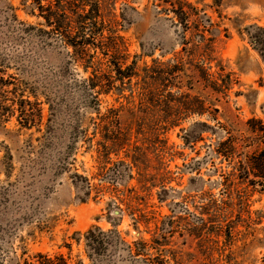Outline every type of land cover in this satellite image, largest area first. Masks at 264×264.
Masks as SVG:
<instances>
[{"label":"rangeland","instance_id":"374dc122","mask_svg":"<svg viewBox=\"0 0 264 264\" xmlns=\"http://www.w3.org/2000/svg\"><path fill=\"white\" fill-rule=\"evenodd\" d=\"M58 3L65 20L49 26ZM95 3L124 20L113 58L137 76L108 93L88 79L107 68L109 35L87 72L63 35ZM172 68L153 89L151 72ZM0 78V264H264V0H0ZM181 96L210 119L180 111L165 134L174 110L159 106ZM199 122L214 132L184 144ZM226 140L229 158L215 156ZM93 228L118 234L98 256ZM151 240L161 256L135 253Z\"/></svg>","mask_w":264,"mask_h":264},{"label":"trees","instance_id":"16d2710c","mask_svg":"<svg viewBox=\"0 0 264 264\" xmlns=\"http://www.w3.org/2000/svg\"><path fill=\"white\" fill-rule=\"evenodd\" d=\"M57 5L58 6L53 5V6L47 7V10H46L47 16L44 17L43 19L46 21V23L49 26L50 24H56L58 26L63 25V22L65 20L64 19L66 17L65 11L59 10L61 9L59 6L60 3H58ZM94 5L95 7L90 6V9L87 12L84 10V5H81L82 11L80 14H77V13L71 14V17L73 18H71L72 21H68V25L74 27L75 29L72 30V33H70L69 31L68 33H66V31H64L65 34L63 33V35H65V42L74 51L77 61L80 63H83L81 67L83 68L84 72H87V69L89 68L88 66L89 64L85 63V61H86L87 51H89L91 46L93 47L95 46L94 44L95 42L93 41L95 36L101 37L104 35H109L106 38H104L105 41L111 40V43L119 42V41L122 42L121 38L117 37L116 34H118L117 27L123 28L124 20L121 19V21L118 22L116 21L117 19L114 20L115 18H113V20H111L110 18L103 19V17L99 16L100 9L97 7V5L99 4L95 3ZM96 14H98L99 16L98 18L101 19L99 23L95 21L96 19L93 16V15L96 16ZM87 23H90V24L92 23L93 26L95 27V30L94 28L93 29H85V27L83 28V26H85ZM79 27H81L82 29H79ZM79 31H82V33L85 35V38L77 37ZM86 32H88V34H85ZM114 49L116 48H114V43H113V46L110 48L109 53L107 54V52H105L102 54L103 57L108 59L107 68H106V65L104 66L105 70H102L99 67L101 71H109V74H106V73L100 74L99 73L100 70H98V75H96L94 72L88 79V82L90 83L88 87L90 90L95 91L96 89H98V91L101 93L102 92L108 93V91L114 90L113 87L115 83H119L120 85L123 86L125 84L124 83L125 81L129 83L132 78L137 77L136 74L134 73L132 66L124 67L123 63L118 62L113 58L116 54L115 52L113 54ZM160 67H164V65L162 64ZM175 68H172L169 72H165V73L162 71V69L155 70V71L153 70L151 72L152 77L148 78L149 80L152 81L151 85L153 86V89L159 88L160 90H164V88H166V85L164 83H167V81H169V80L166 81L165 75L168 74L169 76H171L172 74L178 72V70ZM149 70L150 69H144L143 70V72L145 73L144 75H146L149 72ZM3 83H4L3 79L0 78V91H2ZM174 96H177V94H175ZM167 97H171V95ZM184 97L188 98V96H184ZM181 98L182 96L178 97V99L176 97L175 101L177 102V104L176 106H174V108H170L171 109L170 112L167 108L168 106H166L165 104H163L162 106L161 105L159 106L162 108L164 107L166 112H168L169 114H171V111L174 110L173 111L174 113L171 114L172 116L171 120L169 119L166 122L167 128L165 127L166 129L163 131V133L165 134L167 133V131H170L172 128L177 127L176 123L180 117L179 115L180 111H183V113L192 115L197 118H202L206 116L208 119H210L209 116H207L208 112L206 111L203 102H200L197 99H193L192 101H193V104L195 105L192 106V108H189V105H187L184 101L183 102L180 101L183 99ZM122 99H124L125 101H128L129 98L122 97ZM148 101H152V100L148 99ZM214 130L215 129L213 127L208 126L206 123L199 122V123L193 124L188 129H185V130L181 129L180 132L183 134L182 140L184 144H193V143L202 141L203 134H206V133L212 134ZM151 137L157 140L159 138L158 136H154V137L150 136L149 139ZM227 145H228L227 140L221 142L218 145L216 151L213 152V154H215V156H218V157L223 156V158H229L230 154L228 153L229 152L228 150H230V148L228 150L225 149ZM260 156H262L263 160L262 161L258 160V161L260 163H264V154L261 153ZM140 158L141 157L139 155H135V154L129 158L130 164L133 165L136 170H137V167H139ZM235 209H238V208H235ZM156 229H157L156 232L160 231V228H156ZM117 237H118V234L115 231H110L106 233V232H102L98 228H93L84 234V243H85L86 249L90 251V255L98 256L103 252V248L112 246L114 244V238H117ZM150 242H151L150 246L142 242H139L136 245H134L135 253L140 256L142 253H145L148 248H150L151 250L155 249V251L160 255L162 253L163 247L166 246L164 242L162 243L159 240H151ZM137 247L139 249H137ZM131 251L132 249L130 250V252ZM44 264H67V263L64 261V259L59 258V259H55L54 262L47 260V262Z\"/></svg>","mask_w":264,"mask_h":264}]
</instances>
